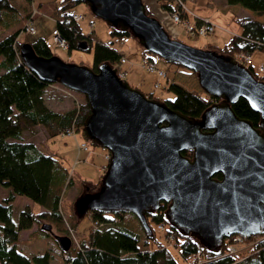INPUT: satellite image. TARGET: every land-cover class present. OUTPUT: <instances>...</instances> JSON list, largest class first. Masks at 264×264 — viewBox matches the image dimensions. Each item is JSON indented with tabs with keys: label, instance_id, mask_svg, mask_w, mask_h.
Wrapping results in <instances>:
<instances>
[{
	"label": "water",
	"instance_id": "1",
	"mask_svg": "<svg viewBox=\"0 0 264 264\" xmlns=\"http://www.w3.org/2000/svg\"><path fill=\"white\" fill-rule=\"evenodd\" d=\"M79 1L108 27L128 32L145 52L195 74L202 93L219 102L194 120L149 99L107 64L96 73L54 56L38 57L30 44H21L22 62L41 81L84 97V137L110 156L97 191L81 195L74 211L81 218L91 212L132 214L151 236L146 216L167 204L168 225L209 252L236 236H262L264 83L231 57L172 40L142 0ZM87 48L86 42L77 45L79 52ZM240 99L259 115L258 128L234 114L231 105ZM42 229L52 232L50 226ZM55 240L61 252L70 251L68 237Z\"/></svg>",
	"mask_w": 264,
	"mask_h": 264
},
{
	"label": "trees",
	"instance_id": "2",
	"mask_svg": "<svg viewBox=\"0 0 264 264\" xmlns=\"http://www.w3.org/2000/svg\"><path fill=\"white\" fill-rule=\"evenodd\" d=\"M25 1L31 5L32 0ZM185 1L154 0L168 17L176 14L182 21L188 22L189 14L184 6ZM226 3L229 6H240L253 12L257 17L264 18V0H226ZM78 4L82 3L79 0H62L53 13L56 22L55 32L65 41L66 51L69 54L78 51L77 45L86 42L88 48L85 52L93 46L92 70L94 72L97 73L98 67L102 64L111 67L119 65L122 55L117 50L94 38L93 32L90 35L83 34L79 22H76L74 15L70 13V9ZM29 12L30 9L16 5L14 0H0V189L8 191V196L0 202V264H49L51 255L48 252L37 255L31 260L20 253L17 250L19 234L35 226L37 229L32 234V238L47 236L55 240L56 236L52 232L42 229L44 226L42 222L46 220L56 226L63 224V210L60 205L67 188L72 185V177L62 163L54 155L46 154L33 144L23 142V134L27 132L34 135L36 128H43L48 139L68 134L75 137L78 133H83L84 122L89 115V108L82 95L80 96L83 103L67 112L52 111L46 105L44 99L46 89L57 84L49 85L41 81L24 65L19 56L21 44L18 36L21 32H25L31 20ZM147 14L152 16L148 12ZM234 21L240 27L241 34L232 37L224 49L215 52L231 58L241 54L250 58L253 54L264 52V21L237 17H234ZM199 22L197 21V26L200 25ZM108 28L111 39L120 40L131 37L128 32L121 31L119 28ZM28 44L32 46L38 57H52L51 50L44 39ZM143 53V57L155 63L150 57L151 54L144 50ZM170 66L183 74L196 76L180 66ZM247 69L257 81L264 83V76H261L253 65ZM165 73V89L171 92L174 98L160 102L170 110L199 120L201 115L215 104L214 99L205 94L184 90L168 77V71ZM145 96L154 99L152 95ZM231 108L239 119L248 121L255 128L259 127V115L250 109L245 100H238L231 105ZM83 138L87 146L89 143L97 147L87 141L84 134ZM182 155L192 158L191 152H183ZM215 178L221 179L219 175ZM101 179L102 176L95 187L100 186ZM16 198H26L42 211L35 214L29 207H25L19 211L18 218L14 220L13 204ZM166 210L167 204H163L158 212L147 215L146 220L151 230L153 224L166 226L167 235L174 236L177 256L165 248L158 249L156 253L135 250L139 241L132 231L123 226L126 214L91 212L87 215L91 221L87 238L80 241L75 254H62L63 263L264 264V234L246 240L249 249L247 248L244 252L227 254L225 252L227 241L219 251L209 252L195 239L182 236L170 227L165 216ZM81 219V217L76 218V223ZM107 225L111 227L106 228ZM147 239L153 240V238ZM198 248H201L200 257L195 256Z\"/></svg>",
	"mask_w": 264,
	"mask_h": 264
},
{
	"label": "rangeland",
	"instance_id": "3",
	"mask_svg": "<svg viewBox=\"0 0 264 264\" xmlns=\"http://www.w3.org/2000/svg\"><path fill=\"white\" fill-rule=\"evenodd\" d=\"M61 1L62 0H32L30 5L25 0H14L16 5L25 6L30 9V22H32L33 26L37 29L35 35H28L25 32H21L18 36V41L20 44H23L34 43L39 39H44L51 50L52 56L57 57L67 64L93 69V46H91L90 50L87 52L74 51L69 54L67 51L60 48L54 40L56 22L53 13L56 6H58ZM142 1L147 12L162 24L164 30L172 40L204 52H215L219 49H224L231 41L232 37L240 33V28L235 23L234 17L264 21V18L257 17L253 12L247 9L240 6L227 5L225 0H187L185 2V8L189 10L190 14L192 13L202 19H210L211 24L215 27V32L213 34L196 37L190 36L183 26L173 24L170 19H168L169 17L159 9L154 0ZM70 13L76 17H83V19L79 21L83 34L90 35L93 32L94 38L109 44L122 55L126 64L117 65V69L121 72H127V76L125 80H123L124 82L145 95H152L157 101L171 100L174 98L172 93L165 89L164 81L161 82L160 89H154L156 77L147 73L141 67L144 53L136 39L133 37H126L120 40L111 39L107 24L92 16L89 8L85 4H78L71 8ZM194 17L195 16H193L192 21ZM90 22L93 23V28ZM150 57L153 58L158 69L164 72L168 71V77L170 79L172 78L176 85L188 92L203 94L196 76L183 74L174 67L167 65L156 56L151 55ZM250 59L258 72V61L264 60V52L256 53L252 55ZM260 75L264 76V73ZM45 102L52 111L67 112L76 107V102L81 105L83 99L80 94L72 93L61 86L53 85L47 89ZM22 140L25 143L33 144L46 154L54 155L69 171V175L72 177V185L67 188L60 205V208L63 210V224L56 226V224L45 220L42 222V225H50L52 234L55 236L68 237L72 242V246L67 253L73 255L76 252L75 250H78L80 241L87 238L89 228L91 227V221L87 216L76 223V218L80 217L74 211V204L81 195L97 191L98 187H95V185L99 182L100 176H103L98 170L108 165V161L104 159L106 151L98 147H93L91 144L87 143L90 152L93 150L94 154L92 153V160H86L90 152H79L78 149L80 144L86 143L83 138V133L81 132L75 135V137L58 136L53 139H48V135L43 128H36L34 135L27 132L24 133ZM21 200L29 202L26 198L19 199L14 207V220L18 218ZM33 207L34 213H39V207L36 205H33ZM123 226L127 227L138 238L139 242L136 244L135 250L138 249L139 251L142 250L147 253H156L158 249L165 248L174 256H177V249L169 245L166 237L156 230L155 224L152 225V237L144 232L141 224L132 214H126L123 219ZM110 227L108 225L106 226V228ZM28 235V233L23 234L22 241L18 243L17 250L20 253L31 260L37 255H43L48 252L51 255L49 264H64L62 254L67 253L60 251L57 242L52 237L35 236L28 241ZM147 238H153V240ZM246 250L247 249H244L240 252ZM183 264L187 263L184 262Z\"/></svg>",
	"mask_w": 264,
	"mask_h": 264
},
{
	"label": "built area",
	"instance_id": "4",
	"mask_svg": "<svg viewBox=\"0 0 264 264\" xmlns=\"http://www.w3.org/2000/svg\"><path fill=\"white\" fill-rule=\"evenodd\" d=\"M35 12V11H34ZM171 22L175 25H180L183 26V28L187 31V33L190 36H196V37H202V36H207V35H211L215 32V27L211 24V22L205 21L203 23H200L199 26L195 25L192 26L190 25L188 22H184L180 19L179 15H173L172 17H169ZM83 19V17L81 16H74V20L76 22H79ZM91 27L93 28V25H91ZM25 33H27L28 35H35L37 33V29L33 26V23L30 22L27 24L26 29H25ZM54 40L56 42L57 45H59L60 48H62L64 51L67 50V45L65 43L64 40H62L56 32H54ZM234 61L239 64L242 65L244 67H249L252 66V60L249 57L244 56L243 54L237 56L234 58ZM126 64V61L122 58L120 61V65H124ZM147 73L154 75L156 77V83L154 86L155 90L160 89L161 87V82L166 80V74L164 71L158 69L157 65L153 62H151L147 57H143L142 58V66H141ZM116 68V69H115ZM114 69L116 70L117 76L120 80H124L127 76L126 72H121L117 69V66L114 67ZM258 72L259 73H264V63L261 64L258 68ZM79 106V103L76 102V107ZM70 134H68L67 136H69ZM72 135V134H71ZM79 152H86L89 150L88 146L85 143H82L79 145ZM106 160H109L110 156L109 155H105L104 157ZM156 230L163 234L164 236H166V240L168 241L170 246H174V236L172 234L167 235V231H166V226L164 225H158L156 226ZM247 239L241 238V237H234L230 240H227L228 244L226 247V253L233 255L236 253H239L240 251L247 249L249 246L246 242ZM244 247V248H243ZM201 255V248L196 249L195 251V256L196 257H200Z\"/></svg>",
	"mask_w": 264,
	"mask_h": 264
},
{
	"label": "crops",
	"instance_id": "5",
	"mask_svg": "<svg viewBox=\"0 0 264 264\" xmlns=\"http://www.w3.org/2000/svg\"><path fill=\"white\" fill-rule=\"evenodd\" d=\"M187 1V0H186ZM185 1V2H186ZM192 1H194V0H192ZM225 3H226V0H225ZM227 4V3H226ZM184 6H185V4H184ZM186 7V6H185ZM186 11L188 12V14H189V19L187 20L188 22H189V24L190 25H192V26H195L196 25V23H197V21H200L199 23H203V22H205V21H208V22H211L210 21V19H202L201 17H197L196 15H193L192 13L190 14V12H189V10H187V8H186ZM193 16H195L194 17V20L192 21V19H193ZM168 19H170V18H168ZM171 21V20H170ZM91 24H93V23H91L90 22V25ZM240 28V27H239ZM82 30V29H81ZM83 32V31H82ZM238 35L237 36H239L240 34H241V29H240V33H237ZM85 35V34H84ZM254 55V54H253ZM259 62V66L261 65V64H263L264 63V60H261V61H258ZM252 65H253V62H252ZM127 73V72H126ZM48 88H50V87H48ZM47 88V89H48ZM47 89H46V92H47ZM46 92H45V94H46ZM44 99H45V95H44ZM46 103V102H45ZM47 105V104H46ZM50 108V107H49ZM51 109V108H50ZM52 110V109H51ZM90 152V150L88 151V153ZM93 153V150H92V152H90V155H89V157H87V159L86 160H88V161H90V160H92V155L94 154H92ZM106 153V152H105ZM105 159V158H104ZM106 160V159H105ZM107 161V160H106ZM99 171V173L100 174H102L103 175V173H104V171H105V168H103V169H101V170H98ZM101 177V176H100ZM8 196V191H6V190H2V189H0V202H2L6 197ZM19 199L20 198H16L15 199V201H14V204H13V208L15 207V204L19 201ZM25 207H29L31 210H34V207H33V205L31 204V203H29V202H26V201H22L21 200V208H19V210L20 211H22ZM15 209V208H14ZM42 210H40L39 212H41ZM35 230H36V227H33L32 229H30V230H28V231H23V232H21L20 234H19V241L18 242H21L22 240V235L23 234H25V233H28L29 235L27 236V240L29 241L30 239H32V234L35 232ZM31 237V238H30ZM140 251H142V250H140Z\"/></svg>",
	"mask_w": 264,
	"mask_h": 264
},
{
	"label": "flooded vegetation",
	"instance_id": "6",
	"mask_svg": "<svg viewBox=\"0 0 264 264\" xmlns=\"http://www.w3.org/2000/svg\"><path fill=\"white\" fill-rule=\"evenodd\" d=\"M215 101V103H218L219 101H216V100H214ZM216 179V178H215ZM218 180H220V179H218Z\"/></svg>",
	"mask_w": 264,
	"mask_h": 264
}]
</instances>
